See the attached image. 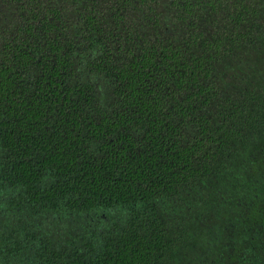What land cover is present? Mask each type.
Listing matches in <instances>:
<instances>
[{"label":"trees","instance_id":"trees-1","mask_svg":"<svg viewBox=\"0 0 264 264\" xmlns=\"http://www.w3.org/2000/svg\"><path fill=\"white\" fill-rule=\"evenodd\" d=\"M0 264H264V0H0Z\"/></svg>","mask_w":264,"mask_h":264}]
</instances>
